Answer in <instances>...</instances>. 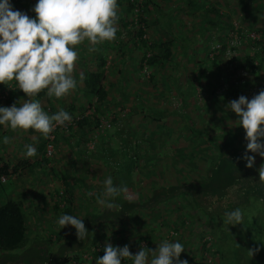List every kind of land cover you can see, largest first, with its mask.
I'll return each instance as SVG.
<instances>
[{
  "label": "rangeland",
  "instance_id": "374dc122",
  "mask_svg": "<svg viewBox=\"0 0 264 264\" xmlns=\"http://www.w3.org/2000/svg\"><path fill=\"white\" fill-rule=\"evenodd\" d=\"M185 1L151 0L146 6L142 0L133 10L129 9L126 1H122L118 3L116 38L95 46L89 45L87 41L77 46L78 58L73 70L77 87L60 99L46 94L38 98L47 112L49 107L56 111L61 108L68 111L72 121L66 126H57L48 138L32 129L12 130L0 126V152L13 165L29 158L23 155L28 144L36 148L37 154L33 158H43V151L39 147L45 143L44 155L48 163L43 170L46 175L41 176L39 171H21L22 173L0 181V202L9 198L25 201L30 238L34 241L41 240L34 252L31 250L26 253L27 257L34 254L45 255L48 252V239L69 231L61 240L55 238L56 247L50 246L49 251L54 253L57 246L73 240L74 250L81 249L79 253L83 258L92 261L89 264L96 262L92 259V251L100 249L103 253L106 244L123 247V239L133 242L144 236L149 238L142 241V246L152 250L165 239L181 242L185 251L180 258L186 259L188 264H264V196L259 199L249 198V190L245 189L243 200L233 205V208L240 207L243 213L242 224L236 226L223 223V214L229 207L213 211V215L206 214L208 224H203L204 214L195 209L190 196L182 194L174 196L167 203H160L158 207L136 208L124 217L125 221L120 222L119 217L113 218L108 225L103 226L107 228L117 222L118 228L114 231L116 234H106L103 227L96 226L89 250L80 247L85 245L88 237L79 240L76 230L72 235L74 230L70 228H74L71 225L61 229L56 223L58 217L64 214L63 209L69 198V194L62 196L66 191L64 179L75 186L71 191L74 195L71 209L73 216L82 219L86 215V203H91L86 200V194L92 197L98 195V199L107 176L118 178L115 181L121 183L119 178L124 177V172L129 169L133 175L124 181L132 200L137 203L146 202L151 199L157 185L162 188H166L168 184L180 187L184 182L204 175L203 159L210 142L219 141L221 137L228 141L241 139V135L233 138L241 127L236 124V114L226 107L231 101L226 94L234 89L244 95H256L264 89V66L253 71V65L257 66L258 60L254 59L257 48L251 45L253 38H260L264 31V0H196L193 7L188 6ZM35 2L36 0H11L16 10L25 12L30 17L35 16L31 11ZM211 5L216 7L222 18L215 29H210L205 23V18L209 15L206 17L201 13ZM140 17L146 21L142 23V28L145 33L143 39L148 47L139 39L135 43L130 39ZM223 23L234 28H227L228 25L220 28ZM204 28H209V31L201 37V29ZM166 41H171L172 56L166 62L150 65L147 60L152 55L151 45ZM90 48L95 50L90 51ZM101 57L106 62L103 68L100 66ZM214 60L217 66L213 65ZM99 70L106 73L104 87L110 104L102 105L103 114L95 115L97 98L85 91L84 80L88 73ZM81 74L83 80L79 79ZM3 86L14 89L18 85L12 81L0 84L1 88ZM5 91L0 89V99ZM25 99L27 96L21 98L20 104ZM140 101L143 105L139 104ZM142 110L145 112L142 113ZM157 110L165 111V120L160 123L152 120L155 116L153 111L157 114ZM82 116L99 118L98 127L86 137L83 135L85 131H79L75 125ZM110 124L114 126L109 127ZM158 124L163 125V129ZM105 130L107 133L102 139L101 135ZM113 134L123 152L116 153L118 156L113 159L114 163L111 161V168L106 170L99 165L97 157L88 160L85 153L87 149L95 154V150H99L102 145L101 142ZM5 136L8 137L6 144L2 142ZM80 137L84 140L80 147H76V140ZM161 138L167 141L164 143L166 150L161 148ZM85 139H88L87 142ZM123 142L125 146H122ZM155 143L160 146L159 150L151 148ZM136 144L143 149L148 147V151H152L154 155V161L168 163L167 170L163 171L160 165L153 167L149 164L148 154L136 151ZM177 149L192 154L195 165L186 159L182 162L183 158L179 157ZM49 150L51 155H48ZM77 150L80 154H77ZM160 150L162 153H159ZM127 155L130 158H126ZM134 157L135 163L126 161L133 160ZM72 161H77L76 166L70 165ZM261 163H264V158L255 155L254 168L246 167L248 175L251 171L259 178L256 169ZM126 165L129 166L125 168ZM192 197L194 200L199 199V207L218 206L211 198H205L199 193ZM97 199H91L94 200L93 208L102 209L100 212H103V206L97 204ZM218 200L219 204L225 205L229 198ZM31 202H38L42 207L36 213L40 216V232L33 223L32 211H29L31 208L28 204ZM56 202H61L59 211L54 209ZM216 213L222 216L215 217ZM249 250L253 251V255ZM70 256L73 257L74 254ZM37 263L43 264L42 260Z\"/></svg>",
  "mask_w": 264,
  "mask_h": 264
},
{
  "label": "clouds",
  "instance_id": "9594fccd",
  "mask_svg": "<svg viewBox=\"0 0 264 264\" xmlns=\"http://www.w3.org/2000/svg\"><path fill=\"white\" fill-rule=\"evenodd\" d=\"M31 11L34 17L16 10L11 0H0V84L15 81L27 96L19 106L17 103L0 106V126L12 130L32 129L48 138L57 126L70 123L72 116L63 108L49 114L42 108L38 94L44 92L48 97L60 99L77 87L73 76L77 46L85 41L95 46L116 38L118 0H36ZM93 50L95 48H90ZM83 78L81 74L79 79ZM226 107L236 114L237 126L245 131L247 143L242 159L245 167L252 169L255 156L248 153L264 158V89L251 99L240 95ZM2 142L8 143V137H3ZM36 154L32 144L25 146V157ZM256 171L259 182L264 183V163ZM120 195L132 200L126 185H114L113 178L107 176L97 204L111 210L115 206L114 198ZM223 215L225 224H242L240 207L226 210ZM56 223L61 229L71 225L79 240L89 235L83 219L77 216L62 214ZM184 251L181 242L167 239L157 244L155 250L141 247L135 254L128 245L106 244L103 256L98 257L95 264H122L129 259L132 264H188L186 259L180 258ZM249 253L253 255L252 250Z\"/></svg>",
  "mask_w": 264,
  "mask_h": 264
},
{
  "label": "trees",
  "instance_id": "16d2710c",
  "mask_svg": "<svg viewBox=\"0 0 264 264\" xmlns=\"http://www.w3.org/2000/svg\"><path fill=\"white\" fill-rule=\"evenodd\" d=\"M122 1H126L129 5V9L133 10L136 5L141 3L142 0H118V3H121ZM151 0H144V4L147 6V4H150ZM188 6L193 7L196 5V0H186L185 1ZM202 14H204L206 17L209 15L206 19V25L210 26V29H215L217 26H219L221 21V16L219 15V11L214 6H210L208 9L201 11ZM143 17V15H142ZM221 18V19H220ZM142 23H146V21L140 17V21H137L134 25L133 31L131 32V40L135 43L136 39H139V41L145 46H147V42L143 39L145 33L142 28ZM228 24L223 23L220 28H225V26ZM227 28H234L232 25H228ZM209 28L201 29L200 36H205L208 33ZM251 42V45L256 47V54L254 59L258 60V65H253V71L260 70L264 66V31L262 32V36L260 38H253ZM152 55L149 57L147 61H149L150 65H155L160 62H166L167 59H169L172 56V49H171V41L162 42L159 44H152ZM101 67L103 68L105 66V61L103 60V57H101ZM145 60V58H143ZM213 65L217 66V62L214 60ZM106 73L104 70H99L98 72H90L88 73L87 78L84 80V89L86 92H89L90 95H93L97 98V106L95 110V115L103 114L101 110V106H109L110 101L107 100V91L104 87V81L106 78ZM1 90L8 91V96L5 99H0V106H12L14 103H17V106L20 104L21 98L25 97L26 94L23 93L21 90H19L18 86L14 89H11L9 87L3 86L0 87ZM4 94V93H3ZM45 95L44 92H41L38 94L37 98H42ZM240 95H244L242 92L236 91V90H230L226 97L230 100L237 99ZM248 99H251L254 94L250 93L249 95H244ZM3 97V96H2ZM140 105H143V103L140 101ZM48 109V108H46ZM56 112L54 108L49 107V114ZM145 110H142V113H144ZM153 114L157 117H152V120L156 123H160V121L165 120V111H160L157 114L155 111H153ZM145 116V115H144ZM143 116V117H144ZM140 122V120H139ZM76 127L79 129V131H85V134H83L85 137L89 134H92L94 132L95 127L97 128L99 125V118H96L95 116H82V118L75 122ZM161 129H163V125H160ZM114 124H110L109 127H113ZM143 128V127H142ZM159 128V127H158ZM160 129V130H161ZM169 129V128H167ZM192 129V128H191ZM240 129V130H239ZM237 129V131L234 133L233 138H237V136L241 135L242 141L240 142L239 139H235L232 141H228L226 138H220L219 141L214 140L210 142L206 146V154L204 157L203 163L204 165V175H202L199 178H195L190 180L189 182H184L180 185V187L168 184L167 187L164 189L160 185H157L154 188V194L151 196V199L148 201L143 202H135L133 200L129 201L124 199L123 195L117 196L114 198V204L115 206L109 210L104 209L103 212H100L102 209L93 208L95 206L92 205V202H94L95 199H97L98 195H95V197L90 196L89 194H86V200L91 203H86L85 206L86 209V215L82 217L83 223L85 224V228L88 230L89 235L87 236L85 240V245H80L82 249L89 250L91 248V244L94 238L93 230L96 226L103 227L104 225H108L110 221H112L113 218H118L119 221L122 220L125 221L126 216H128L129 213H131L136 208H144V207H158L160 203H167L170 201L174 196H178L182 194L183 196H190L191 201L195 207V209L199 210L204 214V219L202 221L203 224H208V220L205 218L206 214L213 215L215 212L213 211H222L221 209H227L229 207V210L233 209V205L238 204L240 201L243 200V189L249 190L248 196L255 197V199L261 198V196H264V183L259 182V178L255 176L250 171V174L247 173V168L245 167V162L242 159V156L244 152L246 151V140H245V131L241 127ZM93 131V132H92ZM106 130L103 131V134L101 137L106 134ZM233 133V132H232ZM115 134V133H114ZM109 135L107 137H110L107 139V137L101 142V146L99 147V150H95V154H91L86 149L83 151L85 153V157H88V160H92L93 157H97L99 160V165L104 169H110L112 166L111 161H113L116 156H118L119 152H123L121 146L117 143V140L114 139L115 135ZM168 134H170L168 132ZM102 137V139H103ZM113 139V140H112ZM84 140L82 137L78 138L76 140V147L81 146V141ZM88 139H85V142H87ZM239 140V141H238ZM126 141V139H124ZM223 142V143H220ZM162 144V149L166 150L165 148V139H162L159 141ZM45 143L41 144L39 147L40 150L43 151V158L39 161H31V160H24L16 165H12L9 159L3 157L0 152V181L2 178H9L20 171L29 170L31 172H35V170L39 171L38 173L41 176L46 175V172L43 170L45 167V164L48 163L47 158L44 155V146ZM125 146V143L123 142ZM98 147V146H97ZM136 151L140 152H146L150 158L149 164H151L153 167H156L157 165H160V168L163 171L167 170L168 163H164L163 161L159 162L157 160H153L154 155H152V151H148V147L146 149H143L139 144H136ZM159 145L155 143V145L151 146V148H155V150H159ZM157 148V149H156ZM176 152H178L179 157L183 158L182 162H184V159L189 160L190 162L194 163V157L192 154H187L181 149H177ZM118 153V154H116ZM159 153H162L160 150ZM77 154H80V151L77 150ZM249 155H257L254 153H248ZM158 154V158H159ZM136 157H138L136 155ZM126 158H130V156H126ZM157 158V159H158ZM135 157L132 159H126L128 162H136ZM71 166H76L77 161H72ZM114 163V161H113ZM86 164V163H85ZM195 165V163H194ZM126 165L125 168H127ZM129 168V167H128ZM108 172V171H107ZM133 174L129 169H127L124 172V177L119 178L121 183H117L113 179V184L115 185H121L124 184V181L126 178H130ZM65 180L66 184V191L63 192L62 196H67L69 194V198L66 200V207L63 209L64 214L73 215L72 207V198L74 195L72 194V190L75 186H71V184L68 182V180ZM77 186V185H76ZM2 192V188L0 187V193ZM200 194L201 196H205V198H211V200L218 206L213 207L212 205H209V207L205 206H197L199 205V199H193L194 194ZM224 197H228L229 200L227 204L221 205L219 204L218 199H222ZM94 198V200L91 201V199ZM222 202V201H221ZM90 204V205H88ZM61 202H56L54 204V209L59 211ZM204 205V204H203ZM25 207V201L15 200L12 198L7 199L6 201L0 202V252L1 253H8L13 252L15 250H24V248L28 245L30 241V231H29V218L26 214V211L24 209ZM236 207V206H235ZM93 208V209H92ZM151 208V207H150ZM212 209L211 211L209 209ZM32 209V208H31ZM32 211V210H31ZM217 214V213H216ZM123 215V216H120ZM222 215H218L215 217H219ZM214 217V216H213ZM118 221V220H117ZM121 222V221H120ZM118 228L117 222L114 224H111L109 227L103 229L105 230V233H114V231ZM72 232V235L75 234V229ZM62 232V231H61ZM69 231H63L62 233H58L55 235V238L58 240H61L63 235H68ZM95 234V232H94ZM116 234V233H114ZM124 237V236H123ZM52 237L48 239L47 245V253L43 255L42 262L43 264H73L75 262L76 264H89L92 261H86V259L83 258L81 253V249L79 248L74 250V243L73 240H69L66 244L62 246H57L58 248L53 253L51 250L49 251L50 246L56 247L55 240ZM125 238V237H124ZM149 237H139V239H136L133 242H127L125 239H123L122 246L128 245L130 252L133 254L135 252H138L142 246V241L147 240ZM72 242V243H71ZM83 242V241H82ZM150 244V242H149ZM147 247H149L147 245ZM146 248V247H144ZM92 259L93 261H96L98 257L103 256L104 252H92ZM70 254H74L73 257L70 256ZM122 264H132L131 260L123 261Z\"/></svg>",
  "mask_w": 264,
  "mask_h": 264
},
{
  "label": "crops",
  "instance_id": "0c3cea01",
  "mask_svg": "<svg viewBox=\"0 0 264 264\" xmlns=\"http://www.w3.org/2000/svg\"><path fill=\"white\" fill-rule=\"evenodd\" d=\"M42 155V154H41ZM42 157L40 156V158H33V157H29L27 159L24 160H31V161H37V160H41ZM23 160V159H22ZM13 165V164H12ZM27 171V170H25ZM29 171V170H28ZM37 171V170H35ZM21 172V171H20ZM23 172V171H22ZM21 172V173H22ZM31 172V171H29ZM19 174V173H17ZM15 174V175H17ZM14 176V175H13ZM49 192V191H48ZM50 193V192H49ZM28 203H26L27 205ZM29 208H32V213L31 216L33 218V223L34 225L38 228L37 231L40 232V216L37 215V211L42 208L38 202L36 203H30L28 204ZM29 211H31V209H29ZM27 214V213H26ZM32 221V220H31ZM35 227V228H36ZM43 227V226H42ZM44 228V227H43ZM45 229V228H44ZM38 233L36 232L35 235H37ZM41 243V240H35L30 238V241L28 243V245L24 248V250H15L13 252H8V253H1L0 252V264H40L37 263L38 261L42 260V256L39 255H32L31 257H27L26 253L29 251H33L34 252V248L38 247L39 244ZM27 257V259H25ZM38 260V261H37Z\"/></svg>",
  "mask_w": 264,
  "mask_h": 264
},
{
  "label": "built area",
  "instance_id": "2783aa9c",
  "mask_svg": "<svg viewBox=\"0 0 264 264\" xmlns=\"http://www.w3.org/2000/svg\"><path fill=\"white\" fill-rule=\"evenodd\" d=\"M254 38H258V37H254ZM7 96H8V91H5L4 92V94H3V97H2V99H5V98H7ZM48 152V155H51L52 153H51V151L49 150V151H47ZM93 252V251H92ZM94 252H101V250L100 249H96ZM136 253V252H135ZM135 253H133V254H135ZM73 264H76L75 262H73Z\"/></svg>",
  "mask_w": 264,
  "mask_h": 264
}]
</instances>
